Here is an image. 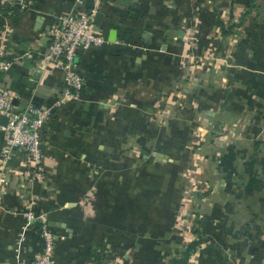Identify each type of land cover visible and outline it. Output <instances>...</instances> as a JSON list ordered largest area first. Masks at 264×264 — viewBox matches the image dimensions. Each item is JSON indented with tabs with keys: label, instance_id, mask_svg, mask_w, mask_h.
I'll use <instances>...</instances> for the list:
<instances>
[{
	"label": "crops",
	"instance_id": "0c3cea01",
	"mask_svg": "<svg viewBox=\"0 0 264 264\" xmlns=\"http://www.w3.org/2000/svg\"><path fill=\"white\" fill-rule=\"evenodd\" d=\"M138 3V0L98 3L97 11L101 12L98 30L105 36V43L75 56L83 89L78 99H67L60 107L52 108L44 128L45 143L41 146L42 177H27L18 148H13L0 170V264L29 261L42 248L32 225L25 231L18 257L12 249L24 220L22 211L31 198L32 208L44 214L48 225L53 227L51 264H93L90 252L97 245H101L96 248L100 264H125L122 260L128 258L127 240L124 242L123 237L144 236V207L139 208L134 202L138 198H130L126 193L132 187V181L129 182L133 174L128 172L125 160L131 152L123 147L130 137L124 129L127 123L140 121L137 118L143 107L138 103L142 99L138 91L142 90L138 87L141 72L137 66L147 60V56L134 54L127 45H132L133 39L152 44L153 38L145 30L146 20L151 18L146 15L139 18L142 6ZM93 5V0H82L78 6L75 0H27L24 9L16 10L0 3V49L11 59L0 83L11 92L18 109L28 102L52 105L62 97L60 71L45 59L49 24L55 16L75 7L83 11ZM125 30L130 33L125 34ZM159 45L162 50L168 47ZM130 91L135 93L134 98ZM219 91L223 95V89ZM230 99L234 107L236 98ZM253 103L249 105L253 113L248 117L250 132L247 140H242L251 139L248 142L251 164L234 167L237 172L247 171L258 178L231 181L226 186L216 181L205 196L194 202L198 213L191 214V223L200 220L203 226L195 225V232L189 227L188 239L172 248L173 258H178L189 242L198 240L185 264H254L264 260V136L258 138L257 127L264 126V105ZM144 109L151 111L147 105ZM128 116L135 120H129ZM2 144L0 133V149ZM155 152L160 151L152 152L154 160ZM160 153L171 159L163 163L179 162L167 153ZM221 169L220 172L225 171L222 166ZM90 188L97 189L94 202L86 201ZM223 188L229 189V193ZM93 213V217L87 218ZM151 218L153 222H161L157 214ZM130 220L135 222V229H128ZM102 240L106 242L101 243Z\"/></svg>",
	"mask_w": 264,
	"mask_h": 264
},
{
	"label": "rangeland",
	"instance_id": "374dc122",
	"mask_svg": "<svg viewBox=\"0 0 264 264\" xmlns=\"http://www.w3.org/2000/svg\"><path fill=\"white\" fill-rule=\"evenodd\" d=\"M138 1L139 18H151L145 30L153 38L152 44L133 39L127 45L147 60L137 66L140 121L127 123L130 137L123 147L131 152L125 160L133 174L126 193L144 207L145 234L123 237L128 258L122 262L171 264L172 248L188 239L189 227L195 232V225L203 226L200 220L191 223L198 213L194 202L216 181L226 186L257 176L237 172L234 166L251 164V139L242 141L250 132L249 105H264V0ZM159 44L168 47L162 50ZM129 94L134 98L135 93ZM231 96L236 98L234 107ZM257 127L260 138L264 126ZM153 151L179 162H156ZM221 166L226 172H220ZM96 191L90 188L86 201L94 202ZM153 214L161 222H153ZM129 226L135 229V222Z\"/></svg>",
	"mask_w": 264,
	"mask_h": 264
},
{
	"label": "built area",
	"instance_id": "2783aa9c",
	"mask_svg": "<svg viewBox=\"0 0 264 264\" xmlns=\"http://www.w3.org/2000/svg\"><path fill=\"white\" fill-rule=\"evenodd\" d=\"M102 0H93L94 5L87 10L75 9L55 16L49 24L45 59L58 68L61 75L62 97L52 105H37L28 102L24 108L18 109L13 104V95L0 83V116L6 118L5 125H0L3 135V144L0 149V170L8 162L13 148L21 150L23 164L26 166V175L30 178L42 177L40 163L42 161V144L45 136L42 133L45 121L51 114L52 108L60 107L65 100H76L83 89V78L77 70L75 56L93 47L105 43V36L93 28L94 14L98 10V3ZM2 4H9L16 10H22L27 0H0ZM82 0H75L76 6ZM11 59L0 49V76L8 69ZM1 174V172H0ZM33 199L27 200L22 211L23 223L16 234L13 253L15 257L22 251L25 240V231L36 222L40 225L39 236L42 248L34 258L29 261H18L15 264H51L54 232L49 227L44 214L34 212ZM256 264H264V260Z\"/></svg>",
	"mask_w": 264,
	"mask_h": 264
},
{
	"label": "trees",
	"instance_id": "16d2710c",
	"mask_svg": "<svg viewBox=\"0 0 264 264\" xmlns=\"http://www.w3.org/2000/svg\"><path fill=\"white\" fill-rule=\"evenodd\" d=\"M219 25L221 27V30H223V23L222 22H219ZM230 27V25H229ZM223 33V31H221ZM125 34H128L130 33L129 30H125L124 32ZM225 33V31H224ZM130 49V48H129ZM52 113V111H51ZM47 121V120H46ZM46 121H45V124H46ZM45 124L43 126V129H42V133L43 135L45 136L46 134H44V128H45ZM34 210V209H33ZM34 212H36L34 210ZM34 229L37 230L38 234H39V230H40V225L38 222H36L34 225H33ZM49 227L52 229L53 227L51 225H49ZM39 241H40V236H39ZM198 242V240H194V241H191L189 242L186 247L184 248V250H182L179 254V257L178 258H171L170 260V263L171 264H185V261L187 260V257L189 255V253L194 249V246L196 245V243ZM54 243H55V240H54ZM53 252H54V247H53ZM90 255L93 257L94 261H93V264H100V257H99V252H95V251H92L90 252ZM53 256V255H52ZM257 263V262H256ZM254 263V264H256Z\"/></svg>",
	"mask_w": 264,
	"mask_h": 264
},
{
	"label": "water",
	"instance_id": "95a60500",
	"mask_svg": "<svg viewBox=\"0 0 264 264\" xmlns=\"http://www.w3.org/2000/svg\"><path fill=\"white\" fill-rule=\"evenodd\" d=\"M100 17H101V12L96 11V13L94 14V18H93V28L95 30H98V24L100 21ZM6 122V118L4 116H0V125H5ZM155 160H160V161H165V160H171L170 158L167 157V155L162 154L160 152H155Z\"/></svg>",
	"mask_w": 264,
	"mask_h": 264
}]
</instances>
